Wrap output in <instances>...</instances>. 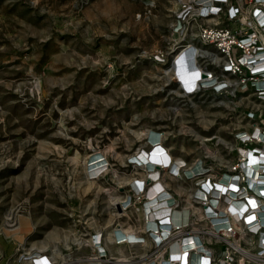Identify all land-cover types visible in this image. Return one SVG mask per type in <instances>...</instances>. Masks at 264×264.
Returning a JSON list of instances; mask_svg holds the SVG:
<instances>
[{
  "label": "rangeland",
  "instance_id": "374dc122",
  "mask_svg": "<svg viewBox=\"0 0 264 264\" xmlns=\"http://www.w3.org/2000/svg\"><path fill=\"white\" fill-rule=\"evenodd\" d=\"M182 1L0 0V264L32 249L84 255L94 232L143 227L142 193L121 204L132 182L148 178L129 160L152 142L217 175L235 162L257 100L209 86L185 93L174 71L193 43L200 63L219 72L222 56L196 34L202 22L232 23L216 16L176 32ZM95 151L110 167L91 178ZM159 178L188 198L190 180L166 168ZM240 239L254 251L251 235Z\"/></svg>",
  "mask_w": 264,
  "mask_h": 264
},
{
  "label": "built area",
  "instance_id": "2783aa9c",
  "mask_svg": "<svg viewBox=\"0 0 264 264\" xmlns=\"http://www.w3.org/2000/svg\"><path fill=\"white\" fill-rule=\"evenodd\" d=\"M216 16H223L232 25L202 22L196 37L213 45L222 56L218 64L221 69L217 72L201 64L203 54L197 50L194 55L198 47L188 43L178 53L187 50L200 67L198 84L190 90L177 74L176 77L188 94L209 86L233 94L249 92L257 100L258 106L245 112V117L253 120V127L239 131L235 162L217 175L200 160L188 163L172 158L167 165H157L151 160H138V153L129 162L146 168L148 178L142 184L139 179L130 184L131 193L122 201L121 209L136 204L135 194L142 193L143 227L118 226L106 236L102 231L94 232L83 242L89 249L84 255L49 249L20 251L19 264H264V0L182 1L175 31L187 35L193 22ZM151 144L153 149L146 152L162 147L160 142ZM97 155L102 157L95 158ZM94 159L99 162L96 166L89 163L91 178L99 177L110 167L103 153L95 154ZM155 168L160 173L166 168L173 177L190 180L192 187L188 198L182 199L159 178L163 184L155 195L162 210L152 217L149 191L159 182L151 176ZM236 201L240 205L234 209L232 203ZM243 234L253 237L254 251L244 246L240 239ZM111 246L129 249L119 252Z\"/></svg>",
  "mask_w": 264,
  "mask_h": 264
},
{
  "label": "bare ground",
  "instance_id": "6f19581e",
  "mask_svg": "<svg viewBox=\"0 0 264 264\" xmlns=\"http://www.w3.org/2000/svg\"><path fill=\"white\" fill-rule=\"evenodd\" d=\"M176 60L177 61H175V68H174L175 74H177V76H179L182 79V81L184 82V86L186 88L192 90L198 84V79H199L198 77H199V74L202 72L200 70V67L195 64L194 59H192L190 57L189 52H187V50H184V51L178 53L176 55ZM183 60H185V61H183ZM150 134H152V133H150ZM100 153H102V152L101 151H95V152L91 153L87 157L86 164L90 163V166H96V164L99 161H97V159H94V155L100 154ZM101 157H102L101 155L95 156V158H98V159H100ZM137 158L140 161L145 160L142 162H147V161L151 160V162H153L157 165H159V164L167 165L171 161L172 156L168 151L164 152L161 146H156L152 152H150V151L146 152V150H144V151L142 150L141 152L139 151V155L137 156ZM252 158H255V157L252 156ZM95 170H97V169H95ZM152 172H154V170ZM151 176H152V173H151ZM142 180H143V178H139V181H138L139 184H140V182L142 184V182H143ZM162 184H163L162 182H159L158 187H156V189L154 187L155 185L152 187V189H154V191H151V189L149 191L150 196H152V201H151V204L153 205L152 206L153 208L151 211L152 217L159 215V213L162 210V208H160L161 202L158 199L156 200L157 195H155L157 190L160 189V187L162 186ZM239 205H240V203H238L237 201L233 202L232 208L236 209ZM45 245H46V243L43 242L41 245H39L37 247L45 248Z\"/></svg>",
  "mask_w": 264,
  "mask_h": 264
},
{
  "label": "crops",
  "instance_id": "0c3cea01",
  "mask_svg": "<svg viewBox=\"0 0 264 264\" xmlns=\"http://www.w3.org/2000/svg\"><path fill=\"white\" fill-rule=\"evenodd\" d=\"M159 174H160V172L157 171V168H155V169H154V172L152 173V177L156 178V181H159ZM159 182H161V181H159ZM159 182H157V183L155 184V186H154L155 189H156V187H158ZM140 184H141V182H140ZM151 191H154V189L151 188Z\"/></svg>",
  "mask_w": 264,
  "mask_h": 264
}]
</instances>
